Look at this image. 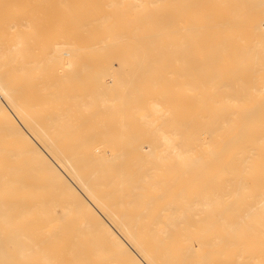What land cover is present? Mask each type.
<instances>
[{
    "label": "bare ground",
    "instance_id": "obj_1",
    "mask_svg": "<svg viewBox=\"0 0 264 264\" xmlns=\"http://www.w3.org/2000/svg\"><path fill=\"white\" fill-rule=\"evenodd\" d=\"M32 1L0 0V264L52 200L121 264H264V0Z\"/></svg>",
    "mask_w": 264,
    "mask_h": 264
},
{
    "label": "rangeland",
    "instance_id": "obj_2",
    "mask_svg": "<svg viewBox=\"0 0 264 264\" xmlns=\"http://www.w3.org/2000/svg\"><path fill=\"white\" fill-rule=\"evenodd\" d=\"M32 2L33 5L35 6L37 0H33ZM72 13L74 12L70 11L69 15H72ZM200 13H205V11H202ZM76 31L77 28H75V24L74 25L71 24L66 28V34H64L61 37L62 39L61 38L60 39L64 40L67 39L68 37L74 38L76 37V34L75 36H73V33ZM57 37L59 38V36ZM92 42L93 40L91 38H85L84 40L79 42L81 46H86L87 48L85 53L80 54L79 57L73 58V61L76 60L75 61L76 64L78 63L80 65V64L90 63V65H95L97 62L102 61L103 57L98 55V53L92 52L89 49V46L92 44ZM114 67L116 68L117 72H119L117 61L114 62ZM57 68L58 67H54V70L56 71ZM64 71H66V74L69 77H71L74 74V72H77V70L72 67H69V69L66 68V70ZM78 71L81 72V76L83 77L82 81L90 84V82L93 79L92 75L94 74L95 71H97V69L92 67L85 70L80 69ZM105 77L107 76L105 75L104 78ZM107 79L109 82H111L112 76L109 75V78L107 77L106 80ZM115 84L116 83H113V86ZM94 140L98 141V144L102 143L103 141V139L101 138H94ZM97 148H99L100 151H103L102 146L97 145ZM48 208L49 210L53 211L56 216L53 214L49 216L42 215L41 219L37 221V216L32 212L24 215L21 218L12 219L10 221L15 227L18 226L23 231L27 233L30 232L31 236L34 235L32 237H35L36 240H42L48 243V245H40L38 247V254L37 253L35 255L31 254L30 257L26 255V257L24 258L19 256V253L15 248L10 247L9 249L10 253L14 257V260H16L15 262H13L14 264H82V261L72 260L69 251L66 248L67 237L75 236L76 234L79 236L80 241L85 245L84 253L88 255L89 257L88 262L90 264H121L113 259L109 251L104 249L100 251L97 247H94L95 244L88 236H82L80 234L81 229L79 226L82 221L81 218L76 217L71 212H66V207L63 202L61 201L54 202L52 200V202L49 203ZM30 234L28 233V235ZM255 237L256 238L249 240L251 238V236H249L246 246H248L251 249H253L255 246L258 247L257 255L261 256L264 262V245L257 244V235H255ZM77 241L79 240L77 239ZM80 241L78 245H80ZM246 241L247 240L245 239L242 240V242H246ZM77 257L79 259V256Z\"/></svg>",
    "mask_w": 264,
    "mask_h": 264
}]
</instances>
